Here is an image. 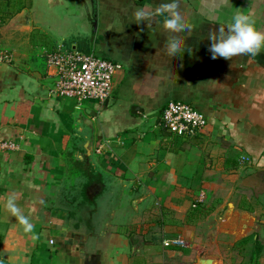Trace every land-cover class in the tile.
<instances>
[{
	"label": "crops",
	"instance_id": "obj_1",
	"mask_svg": "<svg viewBox=\"0 0 264 264\" xmlns=\"http://www.w3.org/2000/svg\"><path fill=\"white\" fill-rule=\"evenodd\" d=\"M145 6L152 21L134 23ZM158 8L0 0V143L16 145L0 147V264H264V49L213 60L206 38L237 11L264 33V0H178L190 51L175 57ZM58 48L122 66L104 105L58 96L46 60ZM172 102L202 113L206 131L170 135ZM77 111L94 127L88 153ZM11 194L30 232L5 208Z\"/></svg>",
	"mask_w": 264,
	"mask_h": 264
},
{
	"label": "built area",
	"instance_id": "obj_2",
	"mask_svg": "<svg viewBox=\"0 0 264 264\" xmlns=\"http://www.w3.org/2000/svg\"><path fill=\"white\" fill-rule=\"evenodd\" d=\"M47 64L56 70V93L60 97L75 99L78 103L89 101L104 105L112 96L115 74L121 65L80 51H65L58 48L46 56ZM10 62V57L0 53V63ZM161 122L167 132L184 141L201 136L207 129L205 116L193 107L172 102L164 108ZM2 149L13 150V143H0ZM164 247L186 248L188 242L171 239Z\"/></svg>",
	"mask_w": 264,
	"mask_h": 264
},
{
	"label": "clouds",
	"instance_id": "obj_3",
	"mask_svg": "<svg viewBox=\"0 0 264 264\" xmlns=\"http://www.w3.org/2000/svg\"><path fill=\"white\" fill-rule=\"evenodd\" d=\"M160 13L166 14L163 20V29L168 33L164 39V48L171 57L183 55L186 48L185 40L178 34L190 31L186 19H183L178 11V0H159ZM152 9L147 6L133 11V22L152 21ZM209 41L208 52L211 59L222 58L230 60L235 56H256L264 49V33L260 32L254 20L247 14L237 11L226 24L220 25L215 31L209 30L206 34ZM5 208L11 216L15 217L23 226L25 232L32 230V223L22 214L16 204L15 194H11L5 201Z\"/></svg>",
	"mask_w": 264,
	"mask_h": 264
},
{
	"label": "water",
	"instance_id": "obj_4",
	"mask_svg": "<svg viewBox=\"0 0 264 264\" xmlns=\"http://www.w3.org/2000/svg\"><path fill=\"white\" fill-rule=\"evenodd\" d=\"M22 21L26 27L30 24V17L27 13L22 16ZM75 117V122L77 124L76 135L79 140H81V149H84L87 153L91 152L94 145V127L89 119H87L81 111H77ZM86 179H89L87 177ZM201 264H210V262H201Z\"/></svg>",
	"mask_w": 264,
	"mask_h": 264
}]
</instances>
